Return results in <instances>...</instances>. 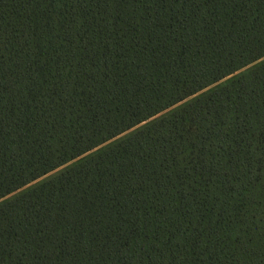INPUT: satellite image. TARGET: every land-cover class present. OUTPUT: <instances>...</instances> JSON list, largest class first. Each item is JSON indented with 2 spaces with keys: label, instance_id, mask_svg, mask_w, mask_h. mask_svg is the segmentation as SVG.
<instances>
[{
  "label": "trees",
  "instance_id": "16d2710c",
  "mask_svg": "<svg viewBox=\"0 0 264 264\" xmlns=\"http://www.w3.org/2000/svg\"><path fill=\"white\" fill-rule=\"evenodd\" d=\"M0 264H264V0H0Z\"/></svg>",
  "mask_w": 264,
  "mask_h": 264
},
{
  "label": "snow or ice",
  "instance_id": "6c2138e0",
  "mask_svg": "<svg viewBox=\"0 0 264 264\" xmlns=\"http://www.w3.org/2000/svg\"><path fill=\"white\" fill-rule=\"evenodd\" d=\"M171 2L173 4H176V3H180V0H171ZM189 2H192V0H189ZM181 6H183V5L181 4Z\"/></svg>",
  "mask_w": 264,
  "mask_h": 264
}]
</instances>
